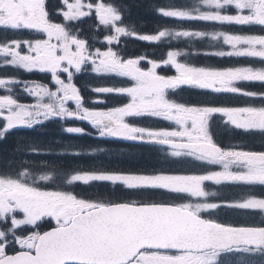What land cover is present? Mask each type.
I'll return each instance as SVG.
<instances>
[{"label": "snow or ice", "instance_id": "snow-or-ice-1", "mask_svg": "<svg viewBox=\"0 0 264 264\" xmlns=\"http://www.w3.org/2000/svg\"><path fill=\"white\" fill-rule=\"evenodd\" d=\"M139 6L61 0L53 12L46 0H0V67L51 77L50 83H44L0 76V144L18 128L35 131L54 120L61 122L64 133L110 138L116 144L84 149L71 141L45 142L39 136L12 143L11 151L0 157V264H255V257L264 260V195L225 200L208 189L225 184L264 188V89L243 87L264 85V31L225 30L231 25L264 30V0H153L147 5L151 13L178 21L179 26L157 24L151 33H141L131 20L132 7ZM92 14L98 21L90 26L92 31L102 28L107 33L102 39L72 26ZM24 31L46 38L8 36ZM122 38L166 43L171 50L161 60L146 54L127 57L119 48ZM173 42L184 47L172 48ZM96 43L105 47H95ZM201 55L258 58L261 66L197 65L193 58ZM161 67H170L175 74H161ZM78 74L123 78L131 84H89L94 97L86 100L75 82ZM183 86L259 104L178 98ZM17 88L34 102H22ZM106 95L127 96L128 102L89 106L106 104L100 99ZM138 119H162L174 126L130 122ZM70 120L87 122L94 131L67 125ZM145 148L156 149L158 159L151 166L112 168L104 163ZM177 159L192 160L204 170L193 173L164 166ZM240 163L246 167V177L233 175ZM190 180L196 182L198 197L184 186ZM81 183L107 187L90 194L69 190ZM156 192L188 199L143 198ZM194 199L202 200L203 207L193 208ZM161 210H186L198 217L211 242L190 247L177 238L155 241L142 232V226ZM234 210L248 213L251 222L220 218L222 211ZM44 223L51 225L49 230H40Z\"/></svg>", "mask_w": 264, "mask_h": 264}, {"label": "flooded vegetation", "instance_id": "flooded-vegetation-1", "mask_svg": "<svg viewBox=\"0 0 264 264\" xmlns=\"http://www.w3.org/2000/svg\"><path fill=\"white\" fill-rule=\"evenodd\" d=\"M49 9L53 12L56 11L57 7L60 5L61 0H46ZM94 3L104 2L108 3L107 0H93ZM131 20L134 21L137 25L138 30L141 33H151L153 32L154 28L157 24H166L168 26H172L173 24L179 26L178 21H165V20H157L156 17L151 13L148 9L147 16L142 19L135 18L133 15V10H131ZM140 21L144 22L140 24ZM98 21L94 14L90 15L87 18H82L78 22H73V27L76 29H82L84 35H98L100 39L107 33L104 32L102 28L98 29L96 32L92 31L90 26L97 25ZM225 30L233 33H253V34H262V30L258 26H225ZM8 36L10 39H45L46 36L31 33L28 31L24 32H17L12 33L9 32ZM3 38V30L0 29V39ZM54 42V41H53ZM95 47H105L103 44L96 43ZM184 45L178 44L177 42H173L172 48H182ZM119 48L123 49L124 54L127 57H136L141 54H146L151 59L161 60L166 58V52L171 50L166 43H157V42H145L139 39L134 38H122ZM194 63L197 65H214V66H244V65H255L257 67L261 66V62L258 58H236V57H224L218 58L215 56H197L193 58ZM142 67H148L147 63H142ZM161 74H168L172 75L175 74L174 70L170 67H161L158 70ZM0 76H18L19 78L25 81H43L44 83H50L51 77L49 74L40 73V72H32L28 73L22 70H17L13 67H0ZM82 89L83 95L85 96L86 100L89 98L94 97V93L88 90V85L91 84L93 86L96 85H103V84H117V85H124L130 86L131 81L123 78H100L96 74H78L75 81ZM243 87L251 89V90H261L264 89V85L260 83H248L244 84ZM184 90L178 93V98L184 99H191L196 101H206L212 100L216 104H224V105H240L243 106L247 103H256L259 104V101H248L244 97L234 96L231 94H220V95H211L205 94L201 90H194L189 89L186 86H183ZM18 93H20V100L22 102H34L31 98L25 94H23L19 88L16 89ZM3 94V93H0ZM100 99L107 101L106 104H95L89 105L98 108H105V107H112V106H121L128 102L127 96H117V95H106L100 97ZM137 124L152 126V127H159V128H168L174 125L171 122H166L162 119H138L130 121ZM67 125L73 126H81L88 129L90 132L94 130L91 129L90 125L87 122L83 121H76L70 120L67 121ZM65 125V126H67ZM42 141H71L74 145H79L84 149H90L91 147H101V146H112L115 147L116 144L110 138H105L103 140L97 139L94 136H77L72 134L64 133L61 130V122L59 120H54L52 122L47 123L46 127L43 129H36L28 130L25 128H18L17 130L13 131L6 143L0 144V157H3L5 154L11 151L12 143L20 138V137H36ZM227 141V137L224 138ZM248 139L250 142L252 138H245ZM258 139V138H257ZM119 147L126 148L125 144H119ZM156 149L155 148H145L140 149L136 154L131 155L134 159L129 158L128 156L117 159L116 162L110 165L112 168H140L145 166H151L152 163L158 159L155 155ZM130 162V163H127ZM108 166L107 164H105ZM159 166V165H158ZM165 167H171L175 170H182L187 172H200L204 170V166L197 164L189 159H177L175 161H170L169 163L164 165ZM109 167V166H108ZM233 175L236 177H246L247 170L244 164L240 163L238 167L232 170ZM196 182L194 180L186 181L184 186L186 190L192 192L193 196H199V193L195 190ZM81 185V184H78ZM85 186V185H83ZM86 192L88 191L89 194L96 191L97 187H107L101 185H92L91 187L85 186ZM93 188V190H92ZM210 191L218 193L219 198L225 200H234L237 198L249 197L251 198L250 194L255 193L256 195H264V188L260 187H248L245 185H221L218 188H213L211 185L208 186ZM72 190V189H69ZM74 191V190H73ZM76 192V191H75ZM85 192V193H86ZM139 198V197H135ZM144 199H155V200H169V201H180V200H187V197H178L174 195H167L163 193H145L143 195ZM193 208L196 207H203V201L200 199H194L190 201ZM221 219L231 220L234 222L240 223H250L251 220L249 219V214L244 211L234 210L224 213L223 211L220 213ZM49 223H44L41 226V231L47 230L50 228ZM152 255L153 253H148ZM143 255V253H142ZM129 264H134V261H130Z\"/></svg>", "mask_w": 264, "mask_h": 264}, {"label": "water", "instance_id": "water-1", "mask_svg": "<svg viewBox=\"0 0 264 264\" xmlns=\"http://www.w3.org/2000/svg\"><path fill=\"white\" fill-rule=\"evenodd\" d=\"M142 232L155 241H163L170 237L177 238L190 247L211 242L208 235L202 231L198 217L187 211L161 210L156 212L150 220L143 224Z\"/></svg>", "mask_w": 264, "mask_h": 264}, {"label": "rangeland", "instance_id": "rangeland-1", "mask_svg": "<svg viewBox=\"0 0 264 264\" xmlns=\"http://www.w3.org/2000/svg\"><path fill=\"white\" fill-rule=\"evenodd\" d=\"M119 1H120V3H134V4H137V0H119ZM140 1L148 2L147 4L153 2V0H140ZM117 2H118V0H117ZM138 8H140V6ZM134 11H133V13H134ZM147 14H148V10H146L144 8L143 9L142 8L141 9H136L135 18H140V19L144 18L145 19ZM155 17H156L157 20H163L160 17H157V16H155ZM128 157L134 159V157H132V156H128ZM116 161H117V159H111V160H105L104 163L107 164L110 167V165L113 164ZM83 163H89V161L88 160H84ZM127 163H130V162H127ZM98 188L99 187H97V189ZM84 190H86V187L83 186L82 183H81V185H76V191L77 192L81 193V191H84ZM92 190H93V188H92ZM84 194H89V192L87 191ZM253 259L255 260V264H264V260H262V258H260V257H255Z\"/></svg>", "mask_w": 264, "mask_h": 264}, {"label": "trees", "instance_id": "trees-1", "mask_svg": "<svg viewBox=\"0 0 264 264\" xmlns=\"http://www.w3.org/2000/svg\"><path fill=\"white\" fill-rule=\"evenodd\" d=\"M141 3H142V4H141ZM147 3H148V2L140 1V0L138 1V0H137V4H136V5H140V8H138V7H132L131 10H133V11L135 10L134 13H133V15L135 16V14H136V9H141V8L143 9V8H144V9L148 10V7H147L148 4H147ZM143 23H144V22L140 21V24H143Z\"/></svg>", "mask_w": 264, "mask_h": 264}]
</instances>
